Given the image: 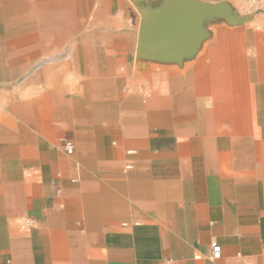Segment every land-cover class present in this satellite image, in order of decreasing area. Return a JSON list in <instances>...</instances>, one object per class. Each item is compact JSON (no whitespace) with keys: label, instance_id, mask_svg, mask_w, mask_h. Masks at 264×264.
I'll return each mask as SVG.
<instances>
[{"label":"crops","instance_id":"1","mask_svg":"<svg viewBox=\"0 0 264 264\" xmlns=\"http://www.w3.org/2000/svg\"><path fill=\"white\" fill-rule=\"evenodd\" d=\"M174 1L0 0V264H264V9L151 55Z\"/></svg>","mask_w":264,"mask_h":264},{"label":"water","instance_id":"2","mask_svg":"<svg viewBox=\"0 0 264 264\" xmlns=\"http://www.w3.org/2000/svg\"><path fill=\"white\" fill-rule=\"evenodd\" d=\"M224 3L209 4L197 0H175L163 14L150 24L140 25L141 48L154 56L171 57L177 46L187 35L186 20L195 12H219ZM171 6V7H170Z\"/></svg>","mask_w":264,"mask_h":264},{"label":"rangeland","instance_id":"3","mask_svg":"<svg viewBox=\"0 0 264 264\" xmlns=\"http://www.w3.org/2000/svg\"><path fill=\"white\" fill-rule=\"evenodd\" d=\"M262 9H264V5L258 4L256 2L248 3L246 5L237 4L236 9L234 11L236 13H239V16L242 17L234 18L233 14L229 13L228 5L224 4L223 8H220V12H223L220 15L226 17L223 20H210V15L212 14H209V12H195L190 14L186 20V25L188 29L187 35L184 36L183 40L177 46H175L171 57L173 59H179L180 56L185 52L195 56L197 51L201 49V45L203 44V42H205L207 38V28H226L235 25L237 29H240L241 27H244L245 24L251 25V17H253L252 15H255L256 13L262 11ZM162 14L163 12H158L156 13L155 18L143 20L141 21L140 25L150 24L157 20V18L160 17ZM0 38H2V36H0Z\"/></svg>","mask_w":264,"mask_h":264},{"label":"built area","instance_id":"4","mask_svg":"<svg viewBox=\"0 0 264 264\" xmlns=\"http://www.w3.org/2000/svg\"><path fill=\"white\" fill-rule=\"evenodd\" d=\"M64 150L66 151V153L71 154L74 150V145L71 141H65L64 143ZM219 250L220 247L218 245H213L212 247V257H218L219 255Z\"/></svg>","mask_w":264,"mask_h":264},{"label":"bare ground","instance_id":"5","mask_svg":"<svg viewBox=\"0 0 264 264\" xmlns=\"http://www.w3.org/2000/svg\"><path fill=\"white\" fill-rule=\"evenodd\" d=\"M175 61V60H174Z\"/></svg>","mask_w":264,"mask_h":264}]
</instances>
